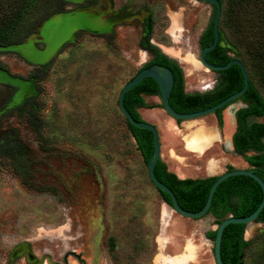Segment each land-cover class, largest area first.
<instances>
[{
	"label": "rangeland",
	"instance_id": "374dc122",
	"mask_svg": "<svg viewBox=\"0 0 264 264\" xmlns=\"http://www.w3.org/2000/svg\"><path fill=\"white\" fill-rule=\"evenodd\" d=\"M143 1L153 14L150 41L178 66L186 92L204 93L214 78L197 62L198 40L211 22V6ZM75 3L65 0L64 13L0 52V107L9 98L8 107L31 98L40 123L36 134L25 114L0 112V141L14 147L12 155H0V264H170L179 258L214 264L205 234L216 224L208 230L205 219L184 218L162 204L118 109L121 87L146 60L137 47L138 21H123L111 39L101 16L105 0L86 9ZM227 54L236 58L234 49ZM45 64L33 84L29 76ZM212 156L224 155L216 149L201 159ZM262 231L264 224H249L243 240Z\"/></svg>",
	"mask_w": 264,
	"mask_h": 264
},
{
	"label": "trees",
	"instance_id": "16d2710c",
	"mask_svg": "<svg viewBox=\"0 0 264 264\" xmlns=\"http://www.w3.org/2000/svg\"><path fill=\"white\" fill-rule=\"evenodd\" d=\"M216 1L220 7L217 43L205 53L204 58L214 66H223L234 59L227 54L229 49H234L235 59L243 65L247 76V88L237 98L242 101L244 107L234 113L235 128L231 141L234 151L241 155L253 174L264 182V123L254 121V118L264 116V0ZM64 4V0H0V52L24 42L47 18L63 13ZM212 22L213 16L209 26L199 37L200 50L212 43ZM145 27L146 32L140 48L151 53L153 57L143 67L158 65L168 67L172 71L173 84L168 104L174 112L191 113L209 108L241 89L242 74L236 65H232L218 71L223 81L215 92L205 95L184 93L180 69L157 47L148 43L150 22L147 21ZM220 43L222 45H219ZM38 67L39 69L29 76L33 84L42 78L49 64ZM156 94H159L156 85L150 79H143L124 94L123 106L133 120L140 122L135 108L145 107L141 95ZM9 99L2 102L1 114L4 113L5 116L11 113L25 114L29 125L35 129L36 134H39L40 123L36 118L32 99L27 98L18 106L8 107ZM220 111L221 108L214 111L218 120ZM125 123L146 165L152 151L151 135L147 130L131 126L126 120ZM13 151L14 147L10 141H0V155H12ZM153 173L155 178L173 193L177 205L187 212H197L202 208L209 187L216 179L211 177L178 180L166 172L160 159L157 160ZM156 191L162 202L169 205L168 197ZM260 199L261 191L251 179L243 176L230 177L215 188L207 213L212 214L214 224L218 225L225 215L235 218L248 216L257 207ZM255 222L264 224V206L256 216ZM243 229L244 225L240 224H229L223 229L219 248L222 264H246V256L253 253L255 248L250 264H264V231L253 240L246 241L243 240ZM214 234L215 231L209 232L207 238L213 241ZM109 247L113 248L112 238L109 239Z\"/></svg>",
	"mask_w": 264,
	"mask_h": 264
},
{
	"label": "water",
	"instance_id": "95a60500",
	"mask_svg": "<svg viewBox=\"0 0 264 264\" xmlns=\"http://www.w3.org/2000/svg\"><path fill=\"white\" fill-rule=\"evenodd\" d=\"M205 3H209L214 6V16H213V22H212V30H213V39L212 43L202 49L199 53V64L203 66L206 70H213V71H220L227 69L228 67L232 65H236L241 74H242V87L239 91L229 95L225 99L221 100L217 104L206 108L204 110L200 111H195L191 113H176L174 112L171 107L168 104V97L169 93L171 90L172 86V75L171 72L164 67L157 66V65H152L146 68L141 69L138 71L130 80H128L120 89L118 97H117V105L118 109L122 115V117L133 127L137 129H142V130H147L150 135H151V143H152V151L151 154L146 162V172L149 181L153 185V187L164 193L168 199H169V208L171 211L175 212L176 214L187 218L191 220H200V219H207L208 221H212V216L207 213V210L210 206V202L212 199L213 192L215 188L224 180L230 178V177H235V176H243L251 179L254 183L257 184L261 191V199L257 207L254 209V211L249 214L246 217L242 218H235L232 216H228L224 218L222 221L219 222L218 225L215 227V234L214 238L212 241V257L214 264H222L220 260V253H219V248H220V240H221V234L223 229L229 225V224H240L244 225V228H246L247 225L252 224L255 222V218L258 215V213L261 211V209L264 206V183L255 175L252 173L250 170L246 169H236V170H231L227 171L219 176H216V179L213 181V183L210 185L205 202L202 206V208L197 211V212H187L182 210L178 205L175 200V197L173 193L162 183H160L154 176L153 173V168L159 158V143H158V138H157V132L155 128L146 122H137L132 119L130 114L127 112V110L123 106V96L124 94L132 89L135 85H137L141 80L143 79H150L157 87L158 93H159V101L161 102L163 106V110L167 115H169L171 118L178 119V120H188V119H194V118H199L208 114H212L215 110L225 106L229 102L235 100L238 98L246 89L247 87V76L246 72L243 68L242 63L237 60V59H232L230 60L227 64L220 66V67H214L211 65H208L204 61V55L207 53L209 50H211L217 43V38H218V30H217V25H218V19H219V14H220V7L219 4L216 0H203ZM41 26V25H40ZM39 26V28H40ZM227 152V150H226ZM208 229V228H207Z\"/></svg>",
	"mask_w": 264,
	"mask_h": 264
},
{
	"label": "crops",
	"instance_id": "0c3cea01",
	"mask_svg": "<svg viewBox=\"0 0 264 264\" xmlns=\"http://www.w3.org/2000/svg\"><path fill=\"white\" fill-rule=\"evenodd\" d=\"M145 98V103L157 105L158 98L150 96ZM143 115L140 117L143 121L155 126L158 136L159 158L164 164L167 173L172 174L178 180H200L205 178L216 177L221 174L226 165H234L237 160L234 156L227 155L222 151V137L227 125L226 119L223 120V127L218 129L215 118L210 114V118L192 119L177 124L173 119L168 117L164 111L158 107L152 109L140 108ZM140 115V114H139ZM209 122V123H208ZM202 131L206 139V147L201 156L189 152L185 145V138L191 131ZM232 131L229 133L232 134ZM163 147V148H162ZM163 149V155H162ZM219 150L224 156H212L206 159L201 157L211 151ZM167 208V204L162 202ZM165 207V208H166Z\"/></svg>",
	"mask_w": 264,
	"mask_h": 264
},
{
	"label": "flooded vegetation",
	"instance_id": "af4514ba",
	"mask_svg": "<svg viewBox=\"0 0 264 264\" xmlns=\"http://www.w3.org/2000/svg\"><path fill=\"white\" fill-rule=\"evenodd\" d=\"M76 3V8L75 9H86V8H90V7H94L99 0H74ZM122 3L119 4V5H115L114 3V0H105V3H104V14H101V16H105V20L109 21V32L107 33L108 37L112 39V36H113V30L114 28L121 24L123 21H132V20H136L138 21L139 23V30H140V33H139V37H138V40H137V47L138 49L143 53V57H146V60L145 62L143 63V65H145L146 63L150 62L153 55L151 53H149L148 51H145L143 49L140 48V44H141V41L143 39V37L145 36V29H146V22H150V36L152 34V28H153V14H152V9L151 7L149 6H146V4H144V1L143 0H121ZM196 2H202V3H205L203 0H194ZM65 2V0H64ZM90 4L89 7L86 5V4ZM96 3V4H95ZM95 4V5H94ZM209 6H211L212 10L214 9V6L209 4V3H205ZM78 5V6H77ZM91 5H94V6H91ZM99 8V7H98ZM100 9V8H99ZM103 7L100 9L102 11ZM64 13V12H63ZM214 16V15H213ZM201 36V35H200ZM150 37H149V40H148V43L153 45V43L150 41ZM219 45H222L221 43ZM154 46V45H153ZM199 46V45H198ZM156 47V46H155ZM200 49H199V53H200ZM160 52L165 55L166 57H169L167 54L163 53L161 50ZM205 56V55H204ZM199 60V54H198V58H197V62ZM204 61L208 64V65H211V66H214L212 64H210L209 62H207L204 58ZM199 63V62H198ZM143 65L140 67V69L138 71H140L141 69L143 68H146V67H143ZM152 66V65H151ZM158 66V65H157ZM149 67V66H148ZM163 67V66H161ZM214 67H220V66H214ZM164 68H167L170 72H171V75H172V84H173V73L172 71L168 68V67H165ZM202 68H204L202 66ZM205 69V68H204ZM137 71V72H138ZM208 72L212 73L213 75L211 76V78H214V81H212L211 83H207L205 85V87L203 88L205 91L204 93H201V94H208V93H213L215 92V90H217L218 88H220V84L222 83L223 81V78L219 75L218 71H213V70H207ZM221 71V70H220ZM136 72V73H137ZM135 73V74H136ZM185 77V75H184ZM217 77V78H216ZM132 78V77H131ZM130 78V79H131ZM129 79V80H130ZM172 87V86H171ZM157 88V87H156ZM247 88V87H246ZM171 91V90H170ZM183 91L184 93H187V94H193L194 92H186L184 90V83H183ZM199 94V93H198ZM150 96H154L156 98H158L159 100V94H156V95H141V98L145 104V107H149V108H155L156 105H151V104H147L145 103V98L148 99V97ZM159 108L163 110V106L160 107L162 104L161 102L159 101ZM217 104V103H216ZM215 105V104H214ZM145 107H142V108H145ZM211 107V106H210ZM244 107V104L242 103V101L240 99H235L231 102H229L228 104H226L225 106L221 107V111H220V120L217 119V117L215 116L214 112L212 113L213 117L215 118V121H216V124H217V127L219 130L222 129L223 127V124H222V117H221V114H223L226 118V121H227V125H226V130L225 132H223V137H222V151L225 152L227 155H230V156H234L235 158H237L236 161H234V165H226L223 172H227V171H231V170H236L238 167L236 166V162L238 163L239 162V168L241 166H244V168H241V169H246V170H250L249 166L243 161L241 155L239 153H236L233 149V146H232V141H231V136L234 132V128H235V123H234V113L240 109ZM137 108H141V107H137ZM204 110V109H203ZM164 111V110H163ZM165 113V111H164ZM166 114V113H165ZM182 114V113H181ZM138 115V114H137ZM167 115V114H166ZM210 115V114H208ZM168 117H170L169 115H167ZM207 116V115H205ZM204 117V116H202ZM264 117V116H262ZM262 117H257V118H254V121H256V119H259V118H262ZM140 118V117H139ZM171 118V117H170ZM200 118V117H199ZM173 119L174 121L177 120V119H174V118H171ZM196 119V118H194ZM188 120H192V119H188ZM230 120V121H229ZM182 121H186V120H181L180 122ZM219 121H220V126H219ZM140 122H145L143 121L141 118H140ZM176 122V121H175ZM256 122H260V121H256ZM147 123V122H146ZM260 123H264V122H260ZM149 124V123H148ZM152 125V124H151ZM153 126V125H152ZM155 128V126H153ZM229 127V128H228ZM229 129V130H228ZM156 130V128H155ZM232 131V134L230 135V138H229V133L230 131ZM157 132V131H156ZM158 138V136H157ZM159 143V141H158ZM263 144H264V139H263ZM227 150V152H226ZM191 152V151H189ZM192 153H195V152H192ZM160 159V158H158ZM251 171V170H250ZM253 173V172H252ZM219 174V175H221ZM218 175V176H219ZM260 179V178H259ZM261 180V179H260ZM263 182V181H262ZM264 183V182H263ZM211 216L212 214L209 213ZM230 215H225V218L228 217ZM214 217L212 216V221H209V224L210 223H214ZM222 221V220H221ZM207 222V219H205V223ZM204 223V224H205ZM255 224H259V223H256L254 222ZM263 225V224H261ZM205 227H206V224H205ZM209 230V229H208ZM245 228L243 229V232H244ZM207 231V230H206ZM209 232H206L205 234V237L207 238V234ZM208 239V238H207ZM210 240V239H208ZM212 242V241H211Z\"/></svg>",
	"mask_w": 264,
	"mask_h": 264
},
{
	"label": "bare ground",
	"instance_id": "6f19581e",
	"mask_svg": "<svg viewBox=\"0 0 264 264\" xmlns=\"http://www.w3.org/2000/svg\"><path fill=\"white\" fill-rule=\"evenodd\" d=\"M191 66V65H190ZM193 68V67H192ZM230 121V120H229ZM229 128V127H228ZM229 130V129H228ZM206 139L202 133V131H200L199 133H195L194 135H192L191 137L185 139V145L186 148L191 151V152H195V153H200L202 154L204 152V148L206 147ZM165 217H167V213H164ZM206 224V229L209 227V221L207 220ZM248 226V225H247ZM246 226V227H247ZM250 229V228H249ZM247 231V230H246ZM249 232V230H248ZM247 233V232H246ZM190 250V249H189ZM187 251V250H186ZM188 252V251H187ZM193 252V251H192ZM185 261H183L182 258L179 259H173L170 260V264H181L184 263ZM186 264V263H185Z\"/></svg>",
	"mask_w": 264,
	"mask_h": 264
}]
</instances>
